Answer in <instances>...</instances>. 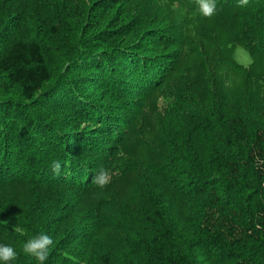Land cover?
<instances>
[{
    "label": "trees",
    "instance_id": "1",
    "mask_svg": "<svg viewBox=\"0 0 264 264\" xmlns=\"http://www.w3.org/2000/svg\"><path fill=\"white\" fill-rule=\"evenodd\" d=\"M23 1L0 0V93L19 97L0 99V243L17 252L10 264H37L22 246L38 233L53 241L45 264H83L67 253L75 237L65 233L62 218L46 216L61 203L5 194L14 185L50 184L73 185L84 201L95 195L86 221H94L96 233L115 221L124 229L119 217H128L134 203H148L149 228L141 238L147 264H264V0H215L210 17L199 13L196 0H143L148 7L139 14L150 17L143 21L148 30L140 33L129 21L124 35L130 37L116 44L106 17L128 0H92L80 15L78 0H39L37 19ZM76 21L86 32L82 48L66 44L76 38ZM142 38L150 47L140 45ZM236 46L248 52L247 66L236 61ZM69 52L60 77L67 82L69 69L77 70L79 95L68 93L66 83L54 84L61 70L50 56L63 60ZM85 83L100 85L116 105L88 106L93 100ZM43 110L94 121L106 133L101 158L74 156L84 140L78 129L69 132L71 144L61 130L54 136L50 130L60 122ZM92 144L82 150L94 155L101 142ZM121 155L125 164L115 159ZM94 168H113L116 175L99 187ZM113 201L118 215L109 209ZM108 258L103 252L101 264Z\"/></svg>",
    "mask_w": 264,
    "mask_h": 264
},
{
    "label": "rangeland",
    "instance_id": "2",
    "mask_svg": "<svg viewBox=\"0 0 264 264\" xmlns=\"http://www.w3.org/2000/svg\"><path fill=\"white\" fill-rule=\"evenodd\" d=\"M37 1L39 0H24L23 3H21V5H28L30 4V10L33 12L31 13L33 15V18L37 19L39 17V15L41 14L40 12L43 10H36V4ZM58 2H61V0H56ZM92 0H78L76 1L77 6L79 8V11H77V13L83 14V10L85 12V14L88 13V8L87 6L90 5ZM104 0H97V3H101ZM28 3V4H26ZM40 5L42 4L45 7V4L40 1L39 2ZM105 3V2H104ZM65 5V4H64ZM72 2L70 4H68L67 6L71 7ZM29 6V5H28ZM148 7V4L143 1V0H128L125 4L124 7H117L114 8L113 11L111 13H109L106 17V23L105 26L106 28L108 27H112L113 28V34L110 36H113V39L111 42H114V44L117 43V41H119L118 39H122L123 36H129V35H124V32L126 30L127 26H130L128 24L129 21H132L135 25V27L138 28V30L140 31V33L146 32L145 29L143 30L144 25L146 26L147 24H145V22L147 20H150V17H141L139 12H141L142 10H145ZM47 13L50 10V8H44ZM82 11V12H81ZM154 11H151V13H153ZM117 13H119V15H121V17H119V20H116V16ZM27 14V13H24ZM144 14V13H143ZM150 14V12H149ZM30 14H28L29 16ZM118 15V16H119ZM127 16V18H126ZM144 16H148V14H144ZM76 18L78 17V14L75 15ZM165 17L164 13L162 12V17H159L157 22H154V24L152 25H158L163 18ZM145 21V22H143ZM82 22V21H81ZM76 23L78 24V28H77V35L76 38L73 39L74 37H70L67 41L66 44L74 43L75 47L79 48L83 46V44H80V42L85 38V29L82 28V26L78 23V21H76ZM124 23V24H123ZM163 23V22H162ZM124 25L125 29H120V27ZM85 26V24H84ZM119 29L121 31H119ZM146 30H148V28H146ZM88 34H90V32H88ZM137 35V33L135 34ZM66 36V35H65ZM130 37V36H129ZM56 40L54 39H50L51 44H55ZM65 44V45H66ZM140 45H147V47H150L151 44L148 43V39H141L140 40ZM54 46V45H53ZM55 47V46H54ZM53 47V48H54ZM55 49V48H54ZM84 49V48H83ZM78 50V49H77ZM86 50V49H84ZM82 50V52L84 51ZM77 51H75V53L73 55L76 54ZM81 52L78 50V53ZM54 53V50H53ZM234 55L236 58V61L244 66H247L250 61L251 58L248 54V52L246 50H244L242 47L240 46H236L235 50H234ZM71 53L69 52L68 54H65V59H61V57H57L58 58H52V56H50V64L52 65V67L57 68L61 71H59V75L56 78V80H54V84H56L55 86L57 87L58 85H60L59 83H66L67 86L69 87V89L67 88V92L70 93H76L77 95H79V91L80 88H77L76 85H80V82L82 80L80 74L78 73L77 70L75 69H69V72L67 74V82L62 81L61 77L64 79L66 74L64 73L65 71V66H66V62L67 60L73 56L70 55ZM55 56V55H54ZM64 58V57H63ZM65 60V61H64ZM81 66H83V64H81ZM57 69V70H58ZM56 70V71H57ZM101 70V69H100ZM102 71V70H101ZM61 76V77H60ZM70 77V79H69ZM69 79V80H68ZM79 83V84H76ZM85 85H87L86 90L89 92L90 91V96L93 100L92 103L88 104V106H92L94 109H96V107H98L99 109L104 110V107L107 106V102L109 104V106H114L116 105L115 102V97L114 95H112L111 93H108L107 90H105L104 88H100L98 86L100 85H94L93 83H85ZM94 90V91H93ZM85 97H88L87 95H85ZM1 98H18V95L16 93H0V99ZM90 101V100H89ZM64 104H67V106H70V103L68 102V98L64 99ZM101 106H103V108H100ZM51 110V109H50ZM50 110H43V115L44 113H49L50 117L52 119H55V122H60V124L58 125H53L51 128V132L54 133V136H56L58 133L57 131L61 130V132L64 133V137L66 139L69 140V143L71 144V140L72 137L74 135H71L69 132H71V130H75L78 129L77 132V137H82V139H84L82 141V145L80 146L79 149L75 150L76 152L73 153L75 154L74 156L77 157H81V158H93V159H97L100 157V154L104 153L105 150L107 148L104 147L105 143L104 141L106 140V133L102 132L103 130L101 128L98 127V125H94V121H82V119H75V117L73 115H69L68 113H60L59 115H52V112ZM85 112H87L86 107H84L83 109ZM48 115V114H46ZM54 116V117H53ZM67 125V126H66ZM54 127V128H53ZM72 131V132H73ZM60 132V131H59ZM84 132H88L87 134ZM60 135V134H59ZM65 139V140H66ZM95 140H99L101 142V144L95 145L96 148V152L94 153V155L92 153L86 152L82 150V146L84 145H89V146H93L92 143H94ZM108 141H106L107 143ZM111 146V145H109ZM75 148V147H74ZM80 158V159H81ZM101 158V157H100ZM112 155L111 153L108 151V157L107 159H112ZM114 159V158H113ZM118 161V164H125L126 161V156L125 155H121L119 158H115ZM85 163V162H84ZM86 164V163H85ZM115 162L114 160H112V167H114ZM118 166V165H115ZM111 167V166H110ZM82 168V167H81ZM93 168V166H92ZM83 171H88L87 167L82 168ZM96 169V168H94ZM92 169V170H94ZM111 179L116 175L115 171H113L110 168H107ZM100 169H96V171H94V173L98 172ZM63 177V176H62ZM90 177V176H89ZM88 177V178H89ZM111 179L108 183V185L111 182ZM15 188H12L10 190H6L5 194L6 196L9 198L10 196L13 197V199L15 200H19L21 198H24L27 196L28 193H30L31 195H38L39 197H41V199L46 200L48 199L50 201V203L56 204L57 202L60 204L61 206L58 211H56L54 214H52V209L48 210V213L46 216L50 217L53 219V217L51 216H56L57 218H62L63 220V226L66 227V234H71L72 237L70 238H74L75 237V242L73 243V245L71 247H69V249L67 250V253L70 255V257L74 258L76 257H82L83 258V264H101L100 261V256L103 252H106L109 256L108 258V264H118V262L122 259L125 260H131V259H136V263L137 264H147L144 261V255L143 252L141 251V246H142V242L143 240L141 239L142 236L145 235V232H147L149 226L148 224L144 223L145 218H144V208L149 209L150 205L148 203H141L138 205V202L140 201V198L138 197L137 199V205L138 207L135 205L134 203V207L133 208H128V212L130 213L129 216L127 217L126 213H124V216H122V218L119 217L118 220H121L124 218V229L116 227L115 222L112 223V225L105 227V228H99L98 231L99 233H96V231H94L95 229V224L94 221H86V218L89 214L90 216V212L89 209L90 207H92V204H94L95 202V195H93L92 197L88 198V200L86 199L87 197H85V201L84 199L81 198L80 195H78L77 192L74 190L73 185H63V186H55V185H46V186H41V187H28V186H24V185H14ZM48 188V189H47ZM135 193H138V189L134 188ZM49 193L51 195H49ZM139 196V193L137 194ZM135 197V196H134ZM81 198V199H80ZM137 197H135L136 199ZM133 199V201L135 200ZM116 202L117 201H113V206L111 205V203L109 204V209H112V211L116 212L117 215L119 214L116 211ZM65 203V204H64ZM64 204V205H62ZM118 207L120 208V203H118ZM127 212V213H128ZM120 216V215H119ZM90 222L92 224V226L90 225ZM14 224V222H10L9 225ZM92 227L89 228V227ZM77 228H81V231L76 232ZM86 229V231H85ZM75 233H77V235H75ZM147 238V237H146ZM66 239H69L68 237ZM140 240V241H139ZM146 240V239H145ZM211 256V254H207V256H204L201 259H206L209 258ZM214 259V258H213ZM79 260V259H78ZM212 260V258L210 259V261ZM76 262V260L73 262V264ZM82 262V261H81ZM209 261L205 260L204 264H208ZM214 260L210 262V264H214ZM217 263V262H216ZM219 263H221V261H219Z\"/></svg>",
    "mask_w": 264,
    "mask_h": 264
},
{
    "label": "clouds",
    "instance_id": "3",
    "mask_svg": "<svg viewBox=\"0 0 264 264\" xmlns=\"http://www.w3.org/2000/svg\"><path fill=\"white\" fill-rule=\"evenodd\" d=\"M198 11L204 17H210L214 14L215 0H196ZM240 5L247 3V0H239ZM59 168V164L53 165L55 172ZM111 179L110 173L107 169L101 168L93 177V183L99 187H103L109 183ZM53 241L46 233H38L33 237L25 240L22 246V251L34 258L37 264H45L48 258L49 248ZM17 256V252L10 244L0 243V264H10Z\"/></svg>",
    "mask_w": 264,
    "mask_h": 264
}]
</instances>
